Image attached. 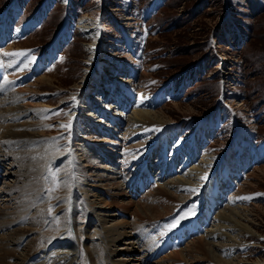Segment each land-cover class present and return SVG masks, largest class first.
Here are the masks:
<instances>
[{
	"label": "rangeland",
	"instance_id": "374dc122",
	"mask_svg": "<svg viewBox=\"0 0 264 264\" xmlns=\"http://www.w3.org/2000/svg\"><path fill=\"white\" fill-rule=\"evenodd\" d=\"M11 8L16 10L10 24L14 23L9 27V30L12 27V34L28 23L33 26H28L26 31L31 28L27 32L24 30L26 33L22 36L12 38L13 35L10 34L5 41L2 34L5 30L7 34V29L0 31V64H3L0 66V86L5 83L4 86L10 92L21 91L20 97H25L22 103L29 108L23 121L38 123L35 131L44 135L37 137L28 153L23 154L26 156L24 163L36 161L39 165L36 171L39 188L37 200L38 204L43 205L47 219L44 218L46 223L41 232H47L51 225L55 234L60 232L59 228L63 226L59 221L61 213L57 209L61 206L66 212L72 210L73 206H78L72 232L77 234L78 245H81L83 251L80 264H97V261L98 264H110L111 258L116 261L128 259L130 264H140L148 254L149 263L166 264L172 261L168 260L171 255L181 253V250L185 259L180 264H218L203 260L191 262L186 256V245L200 239L205 231L216 230L214 215L236 208L244 220L242 223L253 234L239 237L237 241L241 245L246 244L243 247L230 246V243L224 241L221 246L224 249L218 250V258L231 264H264V0H0V16ZM92 14H98L97 27L103 29L97 40V53L93 55L89 50L94 41L85 38L79 28V22ZM65 27L69 34L61 41ZM53 49L55 51L51 61L38 69L42 59ZM105 54H110L113 59H124L120 66L121 72L116 73V80L134 87V96L131 98L123 92L122 96L125 94L126 99L119 97L116 102L113 98L116 97L117 90L120 91V86H115L114 91L103 88L101 73L110 71L109 66L112 70L117 69L114 66L116 60L112 63L105 60ZM96 63H100L98 67H94ZM5 64L17 72L11 73L12 70L4 68ZM111 74L112 71L107 74L109 78L112 77ZM42 76L45 79L37 83ZM72 93L78 99V106L64 104V98L70 97ZM138 94L151 103V112H157L160 118L177 128V135L171 140V133L165 131L156 135L154 141L150 136L141 139L126 136V147L138 141L144 142L140 151L132 150L136 155L133 153L131 162L125 163L126 158L116 156L113 159L111 155V152H120L118 145L124 143L123 139L125 141V123L112 122L117 126V129L116 126L113 128L106 117L101 115L105 111L95 103L114 106L110 114L117 112V115H130L133 111L131 103ZM72 112L79 114V118H84L86 122H89L87 115L90 113L92 122L97 125L103 123L101 126L104 129L107 127V130L108 125L112 127L111 132L105 131L115 137L113 141L110 140L111 145L88 140L98 146L104 155L86 150L97 159V165L102 169L112 168L107 158L115 161V169L119 165L116 170L120 174L116 175L121 183V172H128L136 165L137 169L132 167L129 176L135 170L137 178L142 168L138 167L140 161L138 164L136 161L143 159L157 142L160 145L157 149H160L150 157V172L153 174L151 185L154 186L149 191L156 189L155 186L161 183V180L157 182L161 171L154 165L159 159L166 160V171L171 173L170 177L174 180L181 174L182 168L184 174L208 157L212 159L211 165L207 167L211 178L208 182L201 183L203 193H187L185 200L168 216L147 221L136 228L128 227L130 236L119 237L116 247L109 246L108 252H103L99 247L100 237L104 234L101 227L120 221L133 223L135 216L128 211L126 214L122 213V210L109 205L112 197L107 196L104 191L97 192L98 196L90 197L87 201L84 194L76 189L77 182L71 181V195L61 185L63 174L59 169L67 156L66 133L57 126ZM82 126L85 132L90 133L92 128L94 136L100 137L99 128L94 127L95 125L83 123ZM74 137L78 138L80 135L76 133ZM188 155L192 156V160L185 167ZM147 158L143 159V163ZM18 161L19 158L0 161V210L8 205L10 209L7 212H11L16 206L9 197L4 196L6 184H16L19 190H26L25 185L18 182L24 166H18ZM172 163L175 164L173 173L170 171ZM102 173L99 171V174ZM145 177L144 174L142 183ZM134 180L125 186L124 191L137 202L149 191L142 193L143 190L136 187L133 189ZM74 194L81 196L80 206L73 204V200L75 203L79 202L74 199ZM218 196L221 202L215 205ZM201 197L206 200V204L201 203ZM90 200H95L96 205L99 203L98 206L106 205L109 208L106 214L110 217L105 218L102 213L92 211L87 205ZM32 210L26 215L30 216L34 208ZM207 212L212 215L205 217ZM88 219L91 223H87ZM16 224L13 225L14 228L21 227ZM187 224L190 229L184 232L185 238L182 237L179 241L174 239L176 245L155 255L154 252L161 248L164 237L170 234L174 236L175 230ZM13 226L11 229H14ZM4 230L0 231L1 237L6 235ZM68 230L71 231V228ZM118 230L122 233V230ZM47 234L52 232L48 231ZM34 235L25 236V240L28 241ZM131 238L135 244L133 253L124 250V243ZM147 244L149 245L146 246ZM12 247H15L13 243L6 248L12 250ZM21 247L22 244L19 248ZM84 247L89 250L92 261L87 258ZM143 251H146L145 254ZM64 252L66 250L56 248L54 254L57 256ZM99 252L105 256V260H100L101 256L96 255Z\"/></svg>",
	"mask_w": 264,
	"mask_h": 264
},
{
	"label": "bare ground",
	"instance_id": "6f19581e",
	"mask_svg": "<svg viewBox=\"0 0 264 264\" xmlns=\"http://www.w3.org/2000/svg\"><path fill=\"white\" fill-rule=\"evenodd\" d=\"M13 10L15 9L11 8L9 9L10 12L8 11L3 16L2 15L0 16V26H1L0 31L1 30L4 31L5 29H7V34H6V30L4 31L5 33L3 32L4 35L2 34L4 41L6 40V38H8V36H11L10 34H12V31H13L12 27L10 28L11 30H9L10 25L14 23L13 22L12 24H10L13 21L12 18L15 17V13H16V10L14 11V13H11L13 12ZM97 21H98V14H92L90 15L89 18L86 17L79 22V28L82 31L84 37L87 39H92L94 41V45L93 44L90 45L91 48L89 50L92 55L97 53L96 52L97 51V40L103 33L102 31L103 29L102 28L100 29L97 27ZM2 22L4 25L2 24ZM28 26H31L30 23L26 24L23 29L14 30L12 34L13 36L11 37L13 38V37H19L20 35L22 36V34L26 31L25 29L28 28ZM68 34H69L68 28L65 27L61 35L62 38L60 40L63 41L65 36ZM0 43H2V41ZM54 51L55 50L53 49L48 52L47 56L42 59L41 61L42 63L40 64L38 69H41L42 65L44 66L46 65V63L51 61V59L54 56ZM14 56L17 57V55H14ZM104 58L105 60L107 59L110 60L111 63L115 59V58L113 59V57L110 54L109 55L105 54ZM4 60L6 59L4 58ZM115 60H114L115 62L114 61L113 62L116 63V65L114 64V66H116L117 69L112 70V68L109 66L110 71H112V74L110 76L112 77L109 78V76L107 75L110 73V71L108 72L105 71L104 73H101L100 75V77H102V80L101 79L100 80L104 84L103 88L105 87L106 89H109V91H112V90L114 91L116 89L115 86L119 85L120 91L117 90V94L115 95L116 97L113 98V100L115 99L116 101L119 97L126 99V97H124L125 94H123L124 96H122L123 92H125L126 95L131 98V96H134V93H133L134 87L130 84H125V83L121 84V82H118L116 80V73L121 72L120 66L123 65L124 59L120 58L118 60L117 59ZM101 62L102 61H100V63ZM100 63L98 64L96 63L94 67H98ZM2 65L3 64H0V66ZM4 66L3 67L5 69L9 71L12 70L11 73L13 74L15 73V71L17 72L16 69H14L13 71V69L8 64H5ZM11 73L9 74L11 75ZM44 79L45 77L42 76L36 82L37 83L42 82ZM4 84L5 83H3L0 86V97H1L0 98V152L2 151L0 155V161L1 160L4 161L9 158L13 160L15 158H19L17 165L18 166L24 165L21 168L23 169V174H21L20 177L18 176H14V177L15 178L18 177L19 181L18 180L17 181L20 183L22 182L25 185L26 190L24 191L19 190L16 184L15 185L6 184L5 185L6 190L5 191L3 190L4 191L3 193L5 194L4 196L9 197V200L10 201L12 200L13 203L16 204V206L14 209H12L11 212H7V210L9 211L10 206L8 205L6 206L5 204H3V206L5 205V208L4 210H0V231L3 229H5L4 231H6V235L2 237L0 236V264H80L82 262L81 258H82L83 251H82L81 245L80 244L78 245L77 234L72 232V228L74 227V224H75V215L77 214L76 207L78 206L76 207L73 206L72 210L70 211L66 210V212L63 211V207L61 206L57 209V212L61 213L59 221H60V224L63 226L59 228L60 232H56L55 234V231H52V227H53L52 225L49 226L47 232L45 233L41 232L42 228L45 226V223H46L44 220V218L46 219L45 217L46 215H44L45 212H44L43 205L38 204V200H37L39 188L37 186L38 182H37V176H36L37 172L36 171L39 169V165L35 163L36 161L31 164L24 163L26 160L25 159L26 156L23 154L27 152L29 148H31L33 142L36 141L37 137L39 138L44 135L35 131L37 127L39 126L38 123L36 124V123L28 122L25 120L23 121L24 115L29 111V108L26 104L22 103L25 97L23 98L20 97L19 94L21 91L10 92L9 88L5 87ZM31 86H34V84ZM109 97L111 98V96ZM115 101L113 102L116 104L117 101L116 102ZM104 102L106 103V100H104ZM130 102L131 101L129 99L128 103ZM64 104H75L78 106V99L76 95L72 93L70 97L64 98ZM96 104H97V107L99 106L103 109V111H105V112H102V114L99 112V114L104 115L106 117L105 119H107L108 122H110L113 125V128H115L116 124L114 125L112 122L117 121V122H121L122 124L125 123V128L123 130L126 132L124 134L125 141L123 139L122 142L124 143H122L121 145L118 143L120 152H116V153L111 152L113 159H116V156L117 157L119 156V158L121 159L126 158L127 162L125 163H128V162L130 163L134 156L133 153L135 154V152H133L132 150H138L139 148H142L141 145H142V142H144V140L138 141L136 144H132L126 147L124 145L128 139L126 138V136L128 137L137 136L139 137V139H141L142 137L146 138L150 136L152 141H154V139L156 138V135L158 136L160 133L162 134L165 131L171 133V140H173L172 137L174 138L175 135H177V128H173L170 123L165 122L162 118L159 117L157 112H151L150 111V108L152 106L151 103H149L148 100L145 99L144 97H141L140 94H138L137 98L135 97L134 101L131 103V107L133 111L130 115L129 114L125 116H123V114L117 115V112L110 114L114 106L112 105L104 106V105L95 103V105ZM123 108L125 110L127 109V107H124V106ZM87 118L89 119L87 120L89 122H86L84 118L83 119L79 118V114H77L76 112H72L69 116L66 117V120L64 122H60L57 126V128L64 130V132L66 133L65 134V140H66L65 150L67 151V156L64 158V161L62 162V165L59 169L61 171V174H63L62 176L63 183L61 185H63L65 187L64 189H66L65 191H67V193L70 192L69 194L71 195V192L73 191L71 187V184H72L71 181L75 183L77 182L78 184L76 186V189L82 192V194H84L83 197L87 201L89 200L90 197L98 196L99 191H104V193L107 196L112 197V201L109 205L115 206L116 208L122 210L123 211L122 213L125 212L126 214L128 211V212H131V215L135 216L133 223H128L127 221L126 222L120 221L116 224H112L107 227H104V226L103 228L101 227V230H102L101 232L104 231V234L103 236H101V233H99L101 237L99 236L100 245L99 244L98 245L103 250V252H108L109 246L116 247L117 242L119 241V237L120 238L126 237L127 235L130 236V232H128L129 230L128 227L136 228V227L141 226V224L147 221H154L157 219H161L165 216H168L176 206H179V204H181L185 200L186 198L185 196L187 193L195 194V193L204 191V189L201 186V183L203 184L204 182H208L209 179L211 178L209 173H207V169L209 168V165H211L212 159L208 157L203 158L198 164V166L191 168L189 171L186 170L184 174H182V171H184L183 170L184 168H182L180 172L181 174L178 175V178L174 180H172V178L170 177L171 173L166 171L167 170V167H165L166 160L159 159V162L158 161L154 162V165H157V167L161 171L159 174V178L157 180V182H160L161 180V183L158 184V186H155L156 189H151L149 191V189L152 186H154V185H151L153 181V174L150 172V167H151L150 157L154 153L158 152V150L160 149V148L157 149L158 146H160L159 143L157 142H155L154 145L152 146L153 148L149 149L144 155V158L148 157L144 163H143L144 158L136 161L137 164L140 161L138 167L143 168V170L139 171L140 174L137 176V178H135L136 177L135 170L133 172V175L129 176V173L131 172L132 167L135 169L137 167L136 165L135 167L132 166L128 172H125V171L121 172L123 174L121 176L123 183H121V181L117 177V175L120 173L118 172V170H116L119 168V165H117L115 169L114 167L116 166L115 161L112 162L110 158L109 160L106 157L107 160L110 161L112 168H110L109 170L107 167H103L102 169L100 168V166L97 165L98 164L96 162L97 159L93 158L92 155L89 153L91 151H94V153L98 152V153L103 154V152L99 150L98 146L91 144V142H88V140L92 142L94 141L95 143H100V144L104 143V145H111V143L109 142L110 140L113 141L115 137H112V134L108 132H111L112 127L108 125L109 128L107 130V127L104 129V126H101L103 125V123L97 125L94 121L92 122L93 119L90 113H88ZM78 120H80L81 123H79ZM6 121H8L7 124L5 123ZM83 123L89 126L95 125L94 127L99 128L100 137L94 136L92 128L90 129L91 131L90 133L85 132L84 127L82 126ZM64 125H69V127H62ZM115 129H117V126ZM105 131H108V132H105ZM76 133L79 134L80 137L75 138L74 135ZM96 138H101V139L99 140L97 139L98 142H96L97 141ZM74 140H76V142L73 143ZM82 141H87V143L84 142L85 144H83ZM179 146L180 145L178 144V147ZM15 147H17L16 151L14 150ZM86 149H89V152H87ZM140 150L141 149H139L138 151ZM161 153H162V148H161L160 154ZM185 160H186L185 162V167H186V165L190 164V161L192 160V156L188 155L187 158H185ZM179 162L177 164H179ZM125 163L123 164L125 165ZM167 166H168V163H167ZM174 166L175 164L173 163L170 164V167H171L170 171L172 173H173L172 170ZM99 171H102L103 173L99 174ZM179 171H177V173ZM105 173H108V174L105 175ZM144 174L146 175V177H145V181L142 183L141 178ZM132 180H134V183L132 184L133 189L136 187L139 190H143L142 193L144 192L146 193L149 191L137 202H134L131 196L126 195V191H124L126 189L125 186L132 183ZM127 189H129V187H127ZM136 192H139V191L137 190ZM178 193L180 194L178 195ZM12 195L14 196L12 197ZM78 195L79 194H74V199H77V201L81 197ZM0 196H1V193H0ZM201 198H202L201 203L206 204V200L203 199V197ZM67 199H69L68 196H67ZM10 201H8V203ZM73 201H74L73 202L74 205L75 204L79 206L81 205V200H79V202L77 203H75V200ZM219 202H221V200L218 196L215 201V205H217V203ZM87 203H88L87 204L88 207L91 208L92 211L94 210L99 213H102L101 215L105 218L110 217L106 214L109 210V208H107L106 205H105L106 207L98 206L99 203L96 205L95 200H90V202H87ZM33 208H34V212L30 216H27L26 214H28ZM209 215H212V214H210V212L205 213V217H208ZM214 216H213L214 221H213V217L211 220L213 221V223L214 222L217 223L216 230L214 232L212 230L209 232L205 231L204 232L205 235L203 234V236L200 237V239L193 240V242L186 245V251H187L186 256L191 260V262L192 260H195L197 262L203 260L207 262L209 261L215 262L218 264H231V262H226L218 258V255H217L218 250L224 249L223 247H221L223 246L222 243L225 241L227 243H230L229 244L230 246L240 245L243 247L246 244L241 245V243L237 241L239 237H244V236L248 237L253 234L252 231L249 229V227H247L246 225H244V223H242V221L244 220L242 219L239 211H237L236 208L226 209L223 212H220ZM14 217L16 218L14 219L13 222H11V220ZM87 223H91V220L88 219ZM14 224H16L17 227L18 226H21V227L16 229L14 228L15 226ZM12 226L14 229H11ZM69 228H71V231L68 230ZM118 229L122 230V233H119ZM143 229L145 230V228ZM48 231L52 232V234L48 235L47 234ZM116 231H117V234H116ZM145 231H148V230L146 229ZM151 231L152 233H154V230H151ZM63 233L65 234L62 235ZM29 234H32L35 237H32L28 241H26L25 236ZM113 235H118V236L113 237ZM131 240H133V238L129 239L126 243H124V246H125L124 250L130 251V253H133L135 244H133L132 243L133 241ZM11 243H13L15 247H12L13 248L12 250H7L6 248L7 245H10ZM21 244H22L21 248H23L24 246L25 247L23 248V250H21V252H19V249H21L19 248ZM148 245L149 244H147L146 246ZM56 248L63 249L64 251L66 250V252L58 253L56 256L55 255L56 253L54 254ZM68 249H70V251H68ZM97 249L99 251V248ZM84 250L87 253V258L89 259V261H92L91 260L92 257L90 256L89 250L86 247H84ZM182 251L183 250H181V253L171 255L170 257L168 256L169 257L168 260L172 259V261L170 260L166 264H180V262L185 259L184 253ZM109 254H110L109 256L111 257L112 256L111 252ZM96 255L101 256L99 258L100 260L101 259L105 260V256H103L102 253L100 254L99 252ZM194 255H197L199 257L197 256L193 257ZM78 257L80 258L79 262H78ZM149 259H150V255L148 254L145 260L143 259L141 260L140 264H162V262L149 263ZM10 260H12L11 263H10ZM129 261L130 260L128 259L126 260L122 259V260L116 261L113 258H111L110 264H130ZM97 264H98V261H97Z\"/></svg>",
	"mask_w": 264,
	"mask_h": 264
},
{
	"label": "snow or ice",
	"instance_id": "6c2138e0",
	"mask_svg": "<svg viewBox=\"0 0 264 264\" xmlns=\"http://www.w3.org/2000/svg\"><path fill=\"white\" fill-rule=\"evenodd\" d=\"M62 127H69V125H64V126H62Z\"/></svg>",
	"mask_w": 264,
	"mask_h": 264
}]
</instances>
